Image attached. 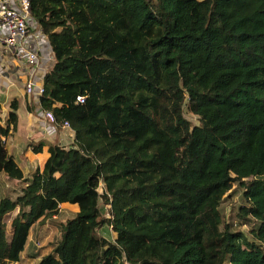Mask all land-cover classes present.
I'll use <instances>...</instances> for the list:
<instances>
[{
  "label": "trees",
  "instance_id": "obj_1",
  "mask_svg": "<svg viewBox=\"0 0 264 264\" xmlns=\"http://www.w3.org/2000/svg\"><path fill=\"white\" fill-rule=\"evenodd\" d=\"M30 21L54 56L40 106L74 140L24 177L10 103L0 174L20 188L0 194V264L62 203L78 210L37 264H264V0H30ZM235 182L248 236L219 209Z\"/></svg>",
  "mask_w": 264,
  "mask_h": 264
},
{
  "label": "crops",
  "instance_id": "obj_2",
  "mask_svg": "<svg viewBox=\"0 0 264 264\" xmlns=\"http://www.w3.org/2000/svg\"><path fill=\"white\" fill-rule=\"evenodd\" d=\"M30 31L39 55L38 65L32 74L35 86L31 93L26 91L25 85L32 67L24 59L16 58L0 46V124L5 125L10 103L15 100L18 104L17 120L16 123L10 124L4 143L7 153L20 168L24 177H30L36 170H42L49 157V144L69 145L74 140L73 129L50 120L47 111L40 106L39 97L43 78L53 67L54 56L41 29L33 23ZM33 148L40 149L34 151ZM0 184H2L1 194L9 193L7 190L10 189L7 187H12L10 185L16 187L20 185L17 181L8 180L4 174H0ZM60 207L72 211L78 210L76 204L62 203ZM43 255L35 254L33 264H37ZM20 258H23L22 253Z\"/></svg>",
  "mask_w": 264,
  "mask_h": 264
},
{
  "label": "rangeland",
  "instance_id": "obj_3",
  "mask_svg": "<svg viewBox=\"0 0 264 264\" xmlns=\"http://www.w3.org/2000/svg\"><path fill=\"white\" fill-rule=\"evenodd\" d=\"M184 117L191 122L193 125H197L199 123L198 118L193 113L189 112L186 107L183 109ZM14 183V182H13ZM16 185V184H15ZM12 187H7L6 194L14 198L16 196L17 190L20 187H16L14 185H10ZM20 186V185H19ZM105 184L101 181L99 184L98 191H104ZM2 190V184H0V194ZM11 192V193H10ZM243 187L235 182L232 188L223 196V199L220 203L219 209L224 214L226 222L230 223L233 229L240 230L243 234L248 236V230L251 227L256 225L250 219H242L239 217V208L245 204V201L242 196ZM100 207L102 208V216L104 219H109L111 217L110 204H105L104 199L102 198L99 201ZM17 210L10 213V216H7L6 222L9 224L11 221V217L16 214ZM68 212H73L71 209H67L65 207H60V212L57 216L48 217L43 221H40L34 224L29 232V239L27 241V245L22 252L23 258L15 263V264H33L35 262V254L45 255L49 252V248L53 247L55 241L59 238V231H57V224L61 220H65L68 216ZM107 223H105L99 230V234H103L105 236L113 238L115 233L110 228H106Z\"/></svg>",
  "mask_w": 264,
  "mask_h": 264
},
{
  "label": "built area",
  "instance_id": "obj_4",
  "mask_svg": "<svg viewBox=\"0 0 264 264\" xmlns=\"http://www.w3.org/2000/svg\"><path fill=\"white\" fill-rule=\"evenodd\" d=\"M32 24L30 0H0V46L16 58L24 59L32 67L25 85L28 93L34 90L32 74L39 60L37 48L31 38ZM83 100V97H78L79 102ZM47 116L54 122L51 112H47ZM64 125L69 126L67 123Z\"/></svg>",
  "mask_w": 264,
  "mask_h": 264
}]
</instances>
